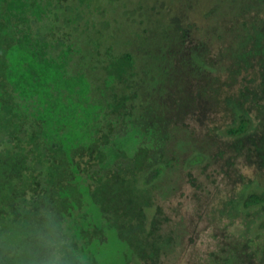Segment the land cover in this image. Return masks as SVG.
Segmentation results:
<instances>
[{"label":"rangeland","instance_id":"obj_1","mask_svg":"<svg viewBox=\"0 0 264 264\" xmlns=\"http://www.w3.org/2000/svg\"><path fill=\"white\" fill-rule=\"evenodd\" d=\"M61 2L54 22L75 44L70 63L86 72L93 89L108 88L105 95L96 89L92 94L108 105L105 96L113 92L104 65L129 52L133 67L118 91L130 94L139 87V96L127 100L134 119L154 122L161 136L168 130L164 173L156 180L148 178L151 167L135 172L136 185L148 189L143 231L155 257L145 261L135 254L128 264H264V202L245 203L264 191L257 148L264 143V0ZM60 41L54 40L57 56ZM20 51L32 56L16 47L17 57ZM164 66L175 74L163 72ZM160 74L170 81L159 84L165 80ZM162 86L168 97L159 96ZM243 119L250 139L238 150L236 138L225 135ZM84 159L97 167L94 154L85 153ZM92 208L93 215L102 212V204ZM117 240L112 232L93 230L96 264H123L125 246ZM79 241L80 247L85 239Z\"/></svg>","mask_w":264,"mask_h":264},{"label":"trees","instance_id":"obj_2","mask_svg":"<svg viewBox=\"0 0 264 264\" xmlns=\"http://www.w3.org/2000/svg\"><path fill=\"white\" fill-rule=\"evenodd\" d=\"M43 1L0 0V264H24L22 250L6 242L30 233L47 214L54 217L71 247L88 256L90 264L97 263L90 242L93 230L116 234L117 243L125 246L121 247L127 257L123 264L135 254L145 261L154 259L143 231L146 201L142 199L148 189L136 185L135 172L151 167L148 178L156 180L164 173L167 163L162 152L168 130L161 136L154 122H146V117L134 119L128 101L139 96V87L130 94L118 91L123 90L120 86L133 67L129 52L104 65L106 84L113 92L111 98L105 96L108 105L99 94H92L96 89L105 95L108 88L93 89L86 72L70 63L75 44L63 38L62 28L55 25L64 5L61 0H55L56 5ZM51 5L50 14L46 8ZM59 39L63 49L58 58L54 40ZM27 44L30 47L24 50ZM16 47L32 56L20 51L17 57ZM13 57L19 62L10 63ZM164 67L163 72L175 74L176 70ZM159 76L165 79L159 84L170 81ZM162 87L159 96L168 97ZM247 127L243 119L227 129L225 137L236 138L233 144L238 150L250 139ZM257 148L264 163L263 141ZM151 149L157 154L153 156ZM85 153L94 154L97 167H89ZM253 201L264 202V191L252 193L245 203ZM94 203L102 204V212L92 214ZM156 225L157 217L150 233H155ZM79 239H85L80 247Z\"/></svg>","mask_w":264,"mask_h":264},{"label":"clouds","instance_id":"obj_3","mask_svg":"<svg viewBox=\"0 0 264 264\" xmlns=\"http://www.w3.org/2000/svg\"><path fill=\"white\" fill-rule=\"evenodd\" d=\"M24 253V264H89L86 254L71 247L51 214L25 236L6 242Z\"/></svg>","mask_w":264,"mask_h":264}]
</instances>
